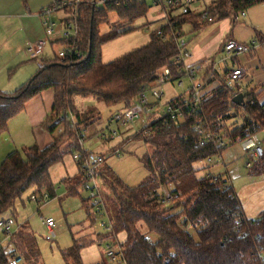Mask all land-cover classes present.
<instances>
[{
  "label": "trees",
  "instance_id": "16d2710c",
  "mask_svg": "<svg viewBox=\"0 0 264 264\" xmlns=\"http://www.w3.org/2000/svg\"><path fill=\"white\" fill-rule=\"evenodd\" d=\"M82 1L77 19V46L82 58L56 56L45 61L37 74L14 94L0 91V135L7 132L9 121L22 113L31 99L47 90L54 92L53 109L42 125L52 135V143L45 148L35 144L15 151L0 165V219L8 213L16 219L15 203L30 190L38 197L45 193L50 197L55 195L51 168L62 162L65 154L73 155L79 150L78 133L93 118L76 107L75 98L95 97L108 108L127 109L136 103L143 88L155 86L164 70L170 71L172 82L183 78L175 63L178 49L171 38L175 30L168 25L160 28L161 34L158 30L152 32L146 46L113 62L102 61V47L133 30L102 39L99 28L108 22L109 14L134 22L147 15L146 4L93 6L91 0ZM263 1L214 0L208 9L211 21L204 19L203 13L190 12L175 17L173 22L177 30L189 26L191 33L197 34L227 19L236 24L243 12ZM60 44L69 43L63 40ZM235 92L230 87H220L203 100L202 114L186 110L177 121L155 119L140 132L136 137L152 147V153L142 158L149 179L141 185L130 187L104 167L101 177L114 209L113 217L110 216L113 235L126 236L122 243L125 264H164L166 258L170 259L169 264H260L263 261L264 212L254 220L246 219L227 180L220 176L197 178L199 163L225 151L216 149L213 143L199 146L200 137L195 130L198 122L206 120L215 133L229 142L228 148L264 132V104L251 93L245 96V106H238L232 101ZM240 113L244 119L241 125L229 129L228 122L240 118ZM261 142L264 146V140ZM251 159L257 161L256 172L264 173V154L262 158ZM71 182L63 181L70 184L68 195H79L81 180ZM169 187V196L163 195L161 191ZM88 203L89 199L83 200L87 210ZM80 251L81 247L75 244L63 252L64 263L83 264ZM12 257L0 250V264H10Z\"/></svg>",
  "mask_w": 264,
  "mask_h": 264
},
{
  "label": "rangeland",
  "instance_id": "374dc122",
  "mask_svg": "<svg viewBox=\"0 0 264 264\" xmlns=\"http://www.w3.org/2000/svg\"><path fill=\"white\" fill-rule=\"evenodd\" d=\"M204 2L208 3L209 0H204ZM204 6L205 5H203L201 9H203ZM251 15L253 19L250 18ZM159 25H161V23H150L147 17L129 22L125 19L120 20L116 14L110 13L108 22L102 24L99 28L102 39L107 40L116 36L119 32L129 29L133 30L107 42L102 47V61L104 63L113 62L129 52L146 46L150 41L151 33L154 32ZM231 31H233L232 35H234L235 39L238 41H245L248 44H251L254 40L259 43L263 42V45H261L264 51V1L247 10V17L240 15L238 22L231 26ZM59 50L60 47L55 45L53 51L58 54ZM243 54L251 58L250 56L253 53L248 52ZM238 56H240V54L233 58H227V64L232 66L236 64L238 60L241 61V56ZM226 57V54L223 53L216 61H221V70H219V72L223 78L222 81L224 85L229 86L233 90L242 91L244 90L245 83L248 81H250L252 85L257 82L261 83L262 80L264 83V71L261 70L258 72L257 70L252 71V69H247L248 75L244 81L231 82L224 74L226 67L223 60ZM185 86L186 88L190 86L188 79L185 80ZM201 94L203 95L202 90ZM75 102L78 106L76 107L80 111L93 117L91 118L92 123L89 126H82L81 128L82 131H85L86 145L93 139L97 142V135L103 131L106 132L104 128L110 117L113 118V115L122 109L121 106L108 108L103 103L98 102L95 97H91L90 100H83V98L80 97L76 98ZM232 113H235V111L233 110ZM240 116V118L228 122L229 129L241 125L244 119L242 118V113H240ZM155 119L158 118L153 116L145 117L136 121L134 125L143 128ZM145 129H142L140 132H143ZM95 130L99 132H94ZM137 135L138 134L126 141L125 145L120 150L121 157L112 154L108 156L101 153V155L106 156L107 163L105 168H109L130 187L139 186L149 179V173L143 164L142 158L152 153V147L145 144L143 140L138 139L136 137ZM120 139H122V136L119 135L114 142H118ZM254 139L263 141L264 132L258 133ZM117 149L119 148L117 147L116 150ZM224 150V154L220 156L222 160L221 164L209 163L205 160L197 165L199 169L197 178L220 176L227 180L234 188L242 210L250 219L254 220L264 212V173L256 172L257 161L248 158L247 155L249 154L244 150L242 143L234 144ZM18 151H21V149H18ZM13 152L14 151H10L8 154ZM247 162L250 166H247ZM61 163L66 164L64 169H69L68 164L73 166L72 154H65ZM103 172L105 173V170L101 168V174H103ZM51 178L54 184L55 195L48 204L39 205L31 201L30 196L33 193L32 190L22 195L15 203V213L19 223L25 221V224L29 226L34 235V237L25 238V250H27V252L31 250V253H34V255L28 254L27 259H25V264H65L63 252L67 251L75 244L81 247L80 252L83 264H125L121 260L111 261L107 257L108 245L111 246L112 251L117 253L118 250L117 245H114L112 239L101 241L102 243L98 242L101 240L98 233L103 228L101 223L107 222V217L103 216L98 211V208L91 204L88 192L84 191L80 186L79 195L69 196L66 193L64 184L61 183V170L59 169H55L54 172H52ZM76 179L78 178H72V183ZM100 183L105 204L110 216L113 217L114 209L111 207L108 200V194L110 192L105 185L103 177H101ZM171 188H165L161 193L169 196ZM88 199L89 203L87 210L83 204V200ZM41 217L54 219L56 223L55 237H51L50 234H48L46 226L41 221ZM141 229L144 231L145 227L141 225ZM2 236L6 237L4 234H2ZM114 238L120 242H124L126 236L124 234H119L114 235Z\"/></svg>",
  "mask_w": 264,
  "mask_h": 264
},
{
  "label": "crops",
  "instance_id": "0c3cea01",
  "mask_svg": "<svg viewBox=\"0 0 264 264\" xmlns=\"http://www.w3.org/2000/svg\"><path fill=\"white\" fill-rule=\"evenodd\" d=\"M197 1V5H194L193 7L194 13H201L203 9L209 6L214 0H209L208 3L204 2V0ZM52 5L53 0H0V91L2 93L9 95L14 94L37 74L45 61L53 60L56 56H58V54L53 51L55 45L60 47L59 52L65 47V45L60 44V42L63 41L62 33L64 31L65 14L62 12H51ZM203 5L205 6L201 9ZM145 17L149 19L150 23H161L155 31L162 28L166 24V22L159 17L155 10L149 9ZM250 18L253 19L252 15ZM229 20L230 19H227L210 25L197 34L191 33V28L189 26H185L182 29L183 33H186L184 36L188 41V50L191 53V58L185 61V65L190 67L197 65L202 69L198 75L199 79L197 83L200 90L203 91V99L211 97L214 91L224 85L222 81L223 78L219 72V70H221V61H216L221 54H225V43L227 41H235L239 44L248 45L245 41H238L235 39L234 35H232L233 31H231L233 22L232 20ZM47 21H51L55 24L56 33L53 36L47 35L48 27L45 25ZM46 37L49 38V41L45 47L42 57H35L28 52L31 44ZM253 42H256V46L255 49L251 51L253 53L250 56L251 58L247 57L245 54H240L242 62L238 60L237 63L232 66L227 64L225 61L226 58L223 60L226 67L224 71L226 77H228V71L235 67H242L245 69L246 74L242 79L243 81L248 75L247 69H252V71L257 70L258 72L261 70L264 71L263 46L256 40ZM213 67L216 69V74L209 77V70ZM209 78L211 81H209ZM186 79L188 78L183 77L179 82L171 81L160 87L164 96L161 104H158L155 116L153 115V117H157L158 119L161 118L164 111V105L170 101L175 99H187L189 97L192 82L188 79L190 86L186 88ZM262 83L263 80L261 83L257 82L252 85L251 82L248 81L244 85V90H235L236 92L233 97L242 93L245 100V96L252 93L257 97L260 104H264V83ZM155 85H157V83ZM90 98L91 97L83 98V100H90ZM150 102L156 103L157 101L150 96ZM53 106V90L44 91L42 94L31 99L25 105V110L9 121L7 132L0 135V165L7 155H9L8 153H10V151L15 152L18 151V149L30 147L35 144H37L40 148H45L52 143V135L44 130L42 125L47 116L51 114ZM121 107L122 109L117 113L125 110L124 106ZM111 119L112 117H110L104 129L108 130L109 127L112 129H118L119 135L122 136V139L118 142H114V140L99 141L96 138L97 142L93 139L90 140L88 145H86L87 150L98 152L100 154H106L108 156L111 154L113 155V152L117 147L122 149L126 141L133 138L136 134H139L142 129H145L152 123L147 124L143 128L136 127L135 125L122 127L120 125L116 126L114 123L110 124ZM96 131L98 130H95L94 132ZM246 152L249 154L247 155L249 159L254 157L252 152ZM73 162V166L68 164L69 169H64V166L66 165L65 163L63 164L60 162L54 165L50 171L51 176L55 169H59L61 170V183L65 180L70 181L75 177L79 179V168L74 159ZM106 163L107 162H105L102 168L106 167ZM63 184L66 189V193L68 194L70 191V184ZM78 190L80 191V188ZM32 196H34V193L30 196L31 201H33L31 199ZM52 198L53 197H50V199L45 203H36L39 205H46L52 200ZM243 215L246 219L252 220L245 214L244 211ZM8 217H11L10 213L3 216V218ZM15 221L16 227L11 237H4L0 234V250L5 251L7 254H11L12 256H21L23 258V262L21 264H25V259H27L28 254L34 255V253H31V250L28 252L25 250V238L34 237V235L29 226L25 224V221L23 223H19L17 216ZM98 234L101 238V240H97L99 243L110 239L113 240L114 245H116V242L119 244L123 243V241L120 242L115 239L110 232L103 228ZM108 247L111 246L108 245L107 249Z\"/></svg>",
  "mask_w": 264,
  "mask_h": 264
},
{
  "label": "built area",
  "instance_id": "2783aa9c",
  "mask_svg": "<svg viewBox=\"0 0 264 264\" xmlns=\"http://www.w3.org/2000/svg\"><path fill=\"white\" fill-rule=\"evenodd\" d=\"M197 0H91L89 3L93 6H103L108 3L115 4L116 6H128L131 4H146L148 9L155 10L159 17L166 22L173 32L171 38L176 43L178 49V55L175 59L176 66L178 68V73L182 77H186L191 80L192 87L187 99H175L164 105V111L161 118L168 121H177L183 118L186 110H190L196 114L203 113V95L198 86V75L202 71L200 66H186L185 61L191 58V53L188 50V41L184 36L183 30H177L175 28L176 23L173 19L178 16L186 15L193 12L194 5H197ZM83 3L82 0H53V5L51 12H62L65 14L64 19V31L62 33V39L68 41L69 44L58 53V57L61 59H66L69 57L71 59H81L82 55L77 46L78 39V12L79 7ZM210 5L205 7L201 14L203 13L204 19L211 21L208 18V9ZM200 14V13H199ZM241 16L246 17V12H243ZM47 25V35L53 36L56 33L55 24L51 21L45 23ZM158 34H161L160 29H158ZM49 41V38H43L35 43L31 44L28 52H30L35 57H42L45 51V47ZM256 42L251 44H239L235 41H227L224 45V52L227 58H233L239 54L248 53L255 49ZM216 74V69L213 67L211 69L210 75L214 76ZM228 78L231 82H239L243 79L246 71L242 67H235L228 71ZM171 74L168 69L164 70L158 80L157 85L152 87H145L140 93L136 103L125 109L123 112L116 113L110 121V124L114 123L122 127H127L134 125L136 121L141 120L145 117L153 116L157 110L158 104H161L163 100L164 93L160 89L164 84L171 82ZM182 83V81H181ZM221 87H229L227 85H222ZM150 96L153 97L157 102L151 103ZM247 99H245V104ZM250 104L253 103L252 100L249 101ZM195 130L200 137L199 146L204 147L208 143H213L216 149L222 150L228 147L229 142L223 137L215 133L206 120H201L195 125ZM119 136L118 129H112L111 127L97 135L99 141L115 140ZM78 138L80 140L79 150L72 155L74 161L76 162L79 172L81 187L84 191L88 192L91 204L98 208V211L107 217V222H102L101 226L106 231L114 234L113 223L110 217V213L104 201V196L102 192V187L100 184L101 180V168L106 162V156L87 150L86 148V135L85 131H80L78 133ZM245 151L252 152L253 156L257 159L262 158L264 154V146L260 140L257 139H247L242 142ZM121 148L115 150L113 155L121 157ZM209 163L221 164L222 160L220 156L208 158ZM247 166H250L248 164ZM31 199L35 202H47L50 199L49 194L45 193L43 196L38 197L36 195L32 196ZM42 223L46 226L48 234L51 237H55V227L56 223L53 218L41 217ZM240 225V221L237 222ZM16 227V221L13 217L1 218L0 219V234L6 236H11L14 233ZM243 235L245 233L243 232ZM114 236V235H113ZM118 247L117 253L112 251L111 247H108L107 257L111 261H123V249L122 244L116 242ZM23 258L19 255L12 257L10 264H21ZM170 259L166 258L164 264H169ZM260 264H264L263 261Z\"/></svg>",
  "mask_w": 264,
  "mask_h": 264
},
{
  "label": "water",
  "instance_id": "95a60500",
  "mask_svg": "<svg viewBox=\"0 0 264 264\" xmlns=\"http://www.w3.org/2000/svg\"><path fill=\"white\" fill-rule=\"evenodd\" d=\"M232 101L238 106H245V100L242 93L238 94L237 96H234L232 98Z\"/></svg>",
  "mask_w": 264,
  "mask_h": 264
}]
</instances>
